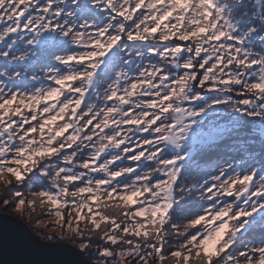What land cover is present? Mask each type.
Here are the masks:
<instances>
[{
	"label": "snow or ice",
	"instance_id": "snow-or-ice-1",
	"mask_svg": "<svg viewBox=\"0 0 264 264\" xmlns=\"http://www.w3.org/2000/svg\"><path fill=\"white\" fill-rule=\"evenodd\" d=\"M0 60L5 208L97 264H264V0H0Z\"/></svg>",
	"mask_w": 264,
	"mask_h": 264
},
{
	"label": "water",
	"instance_id": "water-1",
	"mask_svg": "<svg viewBox=\"0 0 264 264\" xmlns=\"http://www.w3.org/2000/svg\"><path fill=\"white\" fill-rule=\"evenodd\" d=\"M64 240L39 238L19 217L0 211V264H95Z\"/></svg>",
	"mask_w": 264,
	"mask_h": 264
},
{
	"label": "rangeland",
	"instance_id": "rangeland-1",
	"mask_svg": "<svg viewBox=\"0 0 264 264\" xmlns=\"http://www.w3.org/2000/svg\"><path fill=\"white\" fill-rule=\"evenodd\" d=\"M145 44L148 42H144ZM136 46H140V45H136ZM229 93H225V92H216V93H210L209 95H215L218 96L219 98H225L226 96H228ZM222 95V97H221ZM241 98V97H239ZM237 98V99H239ZM213 119H217L219 120V122L223 123L226 120V116L223 112H220L218 114L217 117H213ZM197 161V160H196ZM133 162L130 161H124L125 165L128 164H132ZM221 163V162H220ZM237 163H240V160L237 161ZM202 166H205L207 164L204 163H200ZM217 164H219V162L216 163H212L209 167H207V171L205 175H197L199 178L202 179H207L209 178L210 175L215 174L213 172V169L217 166ZM134 166V165H133ZM202 170V167L199 169V171ZM239 170V169H237ZM8 179L12 180V183L15 184V180L12 177H8ZM49 184H45L44 186L47 187ZM7 186L4 184L3 181H0V196H2L5 188ZM41 190V189H40ZM32 191H36V190H32ZM30 195V191L25 193V196H29ZM0 211L14 215L16 217L21 218L29 227L30 229L39 237V238H46V236L44 234H51L53 235L55 238L54 240H64L67 241L73 245H75L78 248V245L74 244L71 240L66 239L67 236H70L71 233H68L66 230L60 228V227H56L55 226V221H56V217L53 216H49V215H42V216H36V215H32L31 217L29 216V209H25V212L23 215H21L20 213L16 212L13 210V208L9 207V208H5V206L3 205V203H0ZM44 210L40 209V208H36V212H42ZM39 219L42 221L41 224H37L36 220ZM51 225V226H45V225ZM80 227L83 229L84 228V224L83 222H81ZM61 237H65V239H61ZM87 256V254H85ZM88 257V256H87ZM89 258V257H88ZM90 259V258H89ZM95 264H97L95 259H91ZM124 264H135L134 261H125Z\"/></svg>",
	"mask_w": 264,
	"mask_h": 264
},
{
	"label": "trees",
	"instance_id": "trees-1",
	"mask_svg": "<svg viewBox=\"0 0 264 264\" xmlns=\"http://www.w3.org/2000/svg\"><path fill=\"white\" fill-rule=\"evenodd\" d=\"M0 66H3V61L2 60H0ZM36 70L39 71V68L37 67ZM228 95H230V94H228ZM231 95H233V99L239 98V96H236L235 94H231ZM221 97H222V95H221ZM230 152L232 153V155L237 157V161H238L239 160V156L241 155V153L238 152L237 150L233 149L232 147H230L227 144H225L219 150H209L203 157H198L196 163L199 165V169L202 167V170H200L198 173H194L193 174V178H196L197 175L198 176L199 175L200 176L201 175H205L206 171H207L206 168L209 167L212 163H216V162L220 163L224 159H231V156L228 155V153H230ZM200 163H204V164H207V165L202 166ZM192 182H193V179H189L188 183H192ZM43 183H44V185L45 184H50V180L45 179ZM32 190H40V188H39V186H34ZM22 191L25 194L26 192H29V189L24 188V189H22ZM89 258L92 259L91 257H89Z\"/></svg>",
	"mask_w": 264,
	"mask_h": 264
}]
</instances>
